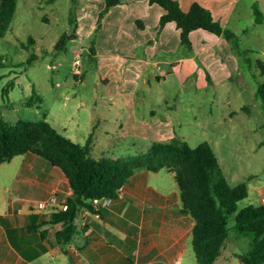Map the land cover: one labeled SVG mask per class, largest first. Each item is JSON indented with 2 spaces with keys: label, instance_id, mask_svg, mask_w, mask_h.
Instances as JSON below:
<instances>
[{
  "label": "crops",
  "instance_id": "0c3cea01",
  "mask_svg": "<svg viewBox=\"0 0 264 264\" xmlns=\"http://www.w3.org/2000/svg\"><path fill=\"white\" fill-rule=\"evenodd\" d=\"M177 1L185 11L198 3L210 10L214 19L215 12L233 2ZM105 4L106 0L81 3L76 31L79 39L88 38L95 30ZM163 14V9L149 0H127L112 7L101 21L97 67L107 95L125 101L127 111L119 126V143H125L129 134L132 139L154 142L182 139L172 129L169 117L163 123L143 122L136 116V96L146 95L144 90H152L154 81L161 85L173 78L178 86L191 82L201 87L207 73L208 79L224 80L235 69V57L223 37L193 31L188 55L180 46L175 23L159 29ZM97 127L90 132L92 153ZM162 171H137L119 196L99 210V216L82 209L75 221L77 231L68 241L60 235L62 224L52 221V214L72 195L62 170L33 153L0 164V264H197L191 246L193 219L182 211L174 175ZM52 195L57 196V203L39 210L38 204ZM225 250L226 245L221 256ZM227 261L219 264H231Z\"/></svg>",
  "mask_w": 264,
  "mask_h": 264
},
{
  "label": "rangeland",
  "instance_id": "374dc122",
  "mask_svg": "<svg viewBox=\"0 0 264 264\" xmlns=\"http://www.w3.org/2000/svg\"><path fill=\"white\" fill-rule=\"evenodd\" d=\"M86 1L17 0L9 29L0 37V119L14 124L45 118L78 144H84L88 133L98 126L94 158L141 155L154 141L132 139L129 134L125 143H119V126L126 120L127 111L125 101L107 95L97 58L89 53L92 40L97 53L99 33L93 35V31L85 39L76 34L78 12ZM255 4L264 14V0H233L214 14L238 41L236 51L226 42L236 63L228 78L208 82L205 73L206 82L201 87L191 82L178 86L173 78L161 85L154 81L153 89L144 90L146 95L136 96L134 102L136 116L143 122L165 123L169 117L174 132L191 147L203 142L211 145L230 184H247L248 196L238 203V210L262 204L264 192V111L257 97V88L264 81L258 66L264 65V23H255ZM74 33L76 39H66L64 47H56L62 35ZM76 61L80 75L74 73ZM12 81L14 86L7 95L3 91ZM33 91L41 101L27 105ZM234 224L232 216L228 219L226 250L218 264L226 263L228 257L227 263L242 264L239 256L249 250V238L239 236Z\"/></svg>",
  "mask_w": 264,
  "mask_h": 264
},
{
  "label": "trees",
  "instance_id": "16d2710c",
  "mask_svg": "<svg viewBox=\"0 0 264 264\" xmlns=\"http://www.w3.org/2000/svg\"><path fill=\"white\" fill-rule=\"evenodd\" d=\"M127 0H106L93 35L101 28V18L112 7ZM164 11L159 29L175 23L180 30V46L189 55L192 52L190 34L196 30L223 37L238 50L236 35L215 20L211 11L194 3L185 11L177 0H149ZM17 0H0V37L9 29L16 11ZM253 14L256 24L264 23V14L255 4ZM77 36L62 35L57 48L66 39ZM30 44H34L32 38ZM89 53L95 55L94 40ZM34 56L31 57L33 59ZM3 65L0 56V67ZM264 74V65L258 63ZM207 81L209 82L207 75ZM14 82L3 91L8 95ZM36 97V99H34ZM257 97L264 111V81L257 88ZM33 91L27 105L40 102ZM93 133L84 144H78L64 136L44 119L18 120L10 124L0 119V164L9 163L17 156L33 153L50 166L58 167L69 181L72 195L63 206L52 214V221L62 224L60 235L71 240L76 233V217L82 209L94 211L90 201L94 198L116 199L130 178L139 170L159 172L163 169L174 175L182 205V211L193 219L191 246L197 264H214L229 239L228 219L234 216L233 230L239 236L249 238V250L240 256L242 264H264V205H249L238 210V203L248 196L246 183L232 186L223 171L219 159L207 142L191 147L186 141L174 137L169 141L152 142L147 152L134 157L92 156Z\"/></svg>",
  "mask_w": 264,
  "mask_h": 264
},
{
  "label": "built area",
  "instance_id": "2783aa9c",
  "mask_svg": "<svg viewBox=\"0 0 264 264\" xmlns=\"http://www.w3.org/2000/svg\"><path fill=\"white\" fill-rule=\"evenodd\" d=\"M79 65V62L76 61L75 66L76 69L74 71L75 75H80V71L77 68V66ZM57 196L56 195H52L47 201L41 202L38 204V209L39 210H47L49 209L52 205H55L57 203ZM113 199L111 198H94L90 201V205L93 207L94 212L96 213V215H100L99 214V210H101L102 208H106L110 205V203L112 202ZM261 203L264 205V192L262 194L261 197ZM65 204V202L62 204V206ZM66 207L63 206V209H65ZM24 264H35L33 262H26Z\"/></svg>",
  "mask_w": 264,
  "mask_h": 264
}]
</instances>
